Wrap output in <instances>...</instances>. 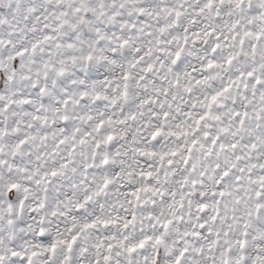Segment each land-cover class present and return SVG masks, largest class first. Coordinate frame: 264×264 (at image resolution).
<instances>
[{
	"label": "snow or ice",
	"instance_id": "snow-or-ice-1",
	"mask_svg": "<svg viewBox=\"0 0 264 264\" xmlns=\"http://www.w3.org/2000/svg\"><path fill=\"white\" fill-rule=\"evenodd\" d=\"M0 264H264V0H0Z\"/></svg>",
	"mask_w": 264,
	"mask_h": 264
}]
</instances>
